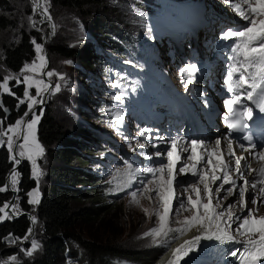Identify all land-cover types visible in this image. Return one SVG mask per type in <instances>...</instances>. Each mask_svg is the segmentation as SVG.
Here are the masks:
<instances>
[{"label": "snow or ice", "instance_id": "1", "mask_svg": "<svg viewBox=\"0 0 264 264\" xmlns=\"http://www.w3.org/2000/svg\"><path fill=\"white\" fill-rule=\"evenodd\" d=\"M33 13L42 9L40 13L44 18L51 21L52 17L49 14L48 0H44V3H40V0H32ZM225 3H230L233 11L237 16L244 21L240 27L231 28L224 31L220 37L222 41L230 42L228 47L231 55L228 57L231 63L228 65V71L224 80V85L228 93H231V97L224 100V107L227 109V113L224 116V123L228 129L229 135L233 131H241L248 127L247 120H251L253 117V110L247 107L243 103V99L254 101L261 112H264V0H225ZM246 6V7H245ZM137 15H143L142 13H136ZM259 18V19H258ZM32 27H35V21L31 20ZM55 29V25H52ZM35 45L37 52V59L40 61L37 64L35 61L31 64H25L22 73L37 72L43 69L45 64V57L40 55L42 46L32 41ZM71 63V61H66ZM198 69L195 64H188L180 70V75L183 78L187 77V83L184 84L187 90L189 83L196 82V73ZM55 73L52 71L47 72V76L52 77ZM63 79V76H60ZM13 79L11 76H5L3 82L0 83V89L9 95H15L9 88V80ZM18 83H24L27 87L24 90L23 98L18 99L17 107L24 105L27 102L28 111L24 113V117H27L32 112L34 106L38 101L36 96H40L43 91L49 89V85L45 84L43 80L33 79L32 76L24 75L23 80L17 79ZM35 86L36 96H32L29 89ZM115 86V85H114ZM55 91H60V85L55 86ZM258 97V98H257ZM243 98V99H242ZM113 99L120 100L121 97L116 96ZM239 106V108L237 107ZM0 108H3V103L0 101ZM242 109V110H241ZM7 112V109H4ZM40 116L33 113L31 120H25L23 117L16 120L14 125H9L7 129L2 127L3 121L0 120V147L6 144L7 150L11 155V159L19 164L21 161L17 158H26L31 162L32 177L37 181V188L28 193L30 197L29 204H39V180L43 175L40 166L37 163V157H42L44 154L43 147L35 139V128L39 122ZM122 115L117 116V120L121 121ZM12 133V135H9ZM140 137H144L148 140L150 130L145 128L138 132ZM14 136L17 139L23 140V143L19 144L20 151L15 152L14 149ZM7 137L5 141L3 138ZM161 139L160 137H156ZM242 140L249 142V147L253 150L250 155L257 160H264V147H261L260 151H255L258 146L252 143V137L250 135H244ZM161 143L170 144V148L165 151L159 150V145L151 144L152 148H156L157 151L148 153L141 151L139 154L144 156L148 161L154 159L159 160V164L153 166H134L129 161H124V169L116 170L114 180L117 181V190L124 191L125 189L132 188L134 184L137 185L136 189L131 191L132 202L139 205L140 201L137 199L138 194L143 195L149 200L155 196L158 201V207L149 213L148 209H143L146 215H154L157 219V226L152 227L149 231L144 233V237H151L154 244L160 247H170L171 242L174 239H178L180 236L186 235L192 229H197L199 235L194 236L191 240L184 241L179 247L172 250L171 258L167 261V264H180L185 257H188L190 253L197 250L202 240L218 241L220 245H226L230 243H239L237 235L241 237H248L243 241L242 250L235 249L230 252L232 257H238L240 264H259L261 260H264V216L259 218L252 214V209L247 207L248 202L251 204H257V197L254 194L249 193L248 185L249 180L244 178V174L241 172V162L246 158L244 156H237L232 147V140L228 141V153L227 155L234 159V168L232 165L222 159L224 155L220 149L221 140L215 141V148H204V141L192 140L190 145L183 146V152H188L186 157L188 161L192 163L181 164L177 170V165L181 159L178 154L180 145V138H172L170 141H163ZM149 143H140L137 141L135 147L129 144V148L132 152H137V149H147ZM243 151H248L243 144L240 145ZM204 148V152L207 154L206 163L212 165L207 171L211 172V175H206L204 170L198 169V165L202 160H205V156L198 155L197 149ZM166 156V162L164 157ZM217 156V163L213 165L212 157ZM243 167H247L244 165ZM217 171L222 172V175H217ZM235 171L239 179L243 181L242 185H237V181L233 179L230 172ZM252 172L256 174L257 178L251 182V189L256 190L258 185H264V165L259 169H253ZM191 174L198 178L199 184L203 185V197L201 195V189L195 183L187 184L184 187V192L195 193V199L189 194L185 199L182 198L183 194L176 191L181 185L185 184V181L177 179L181 174ZM123 178L122 180L120 178ZM217 181H222L215 189L211 188L210 183L215 184ZM19 183V173L15 170L11 174L10 185L0 187V193L8 190L9 186L12 190L18 191L17 185ZM153 185V187H149ZM225 185H229L227 189ZM225 191V195L221 198L219 194L221 191ZM260 197L264 198V186L259 187ZM238 195V200L230 202L227 205L221 203V199L228 200L229 197ZM216 199L215 205L213 199ZM204 199L207 203H204ZM176 203L175 210L173 209V203ZM239 204L241 209H247V215H237L232 209ZM219 209V210H218ZM10 210V211H6ZM191 212L190 216H185L183 220L174 221L175 224L180 225L178 227H172L173 221L170 220L171 215H179L181 212ZM0 221L5 219H14L16 215H19V208L15 203L6 202L0 207ZM31 223H36V217L32 216ZM233 224L237 227L233 229ZM258 225L259 228L254 226ZM33 229H28V234L23 237V240H28L31 236ZM258 232L259 239H252V236ZM235 233V234H234ZM9 243L15 244L20 241V237H13L9 234L4 238ZM40 247V244L35 239L31 240V248L24 251L27 256H32L33 253ZM16 256L9 257L10 261H16Z\"/></svg>", "mask_w": 264, "mask_h": 264}, {"label": "rangeland", "instance_id": "2", "mask_svg": "<svg viewBox=\"0 0 264 264\" xmlns=\"http://www.w3.org/2000/svg\"><path fill=\"white\" fill-rule=\"evenodd\" d=\"M8 1H9V6L3 12V14H5L6 17L9 19L10 24L6 27V29L0 30V43H5V44L16 43L20 39L21 33H31L32 31L34 35L30 36V41H31V47L33 49V56L29 60L24 62L22 67L17 72H12V71L7 70L1 64V56H0V73L2 75L1 83L3 82V78L5 76L13 77V79L9 80L8 86L11 91L13 88L22 86L21 96L19 98H23V93L27 85L22 82L18 83L17 79L22 81L24 75L32 76L33 79H36V80H43L45 84L49 85L48 92L44 98H43L44 91L40 94V96H36L35 86L29 89V92L32 96H36V99L38 101L42 100L43 102L39 103L40 105L36 109H33L32 112H30V116H28L26 121L32 119L33 113L35 115L40 116L43 110V105H45L49 109L50 115L59 124L62 125L64 132L67 133L69 137H73L74 139L82 140V137H79V135L77 134L78 133L77 130H80L81 128L85 127V123L94 124L96 126H99V125L105 126L104 122H98L97 118L94 116L98 112L96 111V107L93 106L90 99L99 98V99L107 100L105 96L106 91H112L114 95H116L115 87L112 81L107 82L105 80H100L98 74H96L95 68L93 67L94 65L91 68L88 67V70L92 69L91 71L92 74L90 75L87 74L88 75L87 77L82 75V72L86 71L85 65L81 64L78 59L79 56H82L85 54L84 48H83V45H85L84 44L85 42H82V41L85 40L84 37L89 36L88 30L91 33L96 31V28H95L96 24L93 22V19L95 18L96 15L106 19V21L108 20L110 21V19L115 18L117 23H119L118 25H123L125 27L124 29L136 32L137 30L136 26H139L140 20L134 13V7L132 4L133 3L143 4L144 2H148V1L103 0L102 4L99 6L88 7L81 11H76V10H72L66 7L53 4L51 3L50 0H48V4L50 5L49 14L51 15L52 19L50 22H46V21L40 22V23L36 22L35 27H32L31 21L29 20V17H31L32 21H35L38 19V14L33 13V6H32L31 0H8ZM42 1L44 3V0ZM184 1L189 2L190 0H184ZM175 23L176 21L167 23L166 25H164L162 29H166L170 34H172L173 33L172 26L175 25ZM53 24L55 25V29H53L52 27ZM181 25L182 24H180V27ZM126 26H129V27L126 28ZM84 28L88 30H85ZM111 34H112V40L110 39ZM150 35H152V33L151 32L147 33L146 31H142L141 33H138V36H140L143 40L148 41V42L152 41V36ZM99 36L102 38V39L101 38L99 39V42L101 43L103 42V40L105 41L108 40L111 44H123L124 43L123 38L115 31H110L107 38L104 34H99ZM33 40H35L36 43L42 46V51L40 55L45 57L46 66L37 72L22 73L21 70L23 69L25 64H31L34 61L37 64L40 63V61L37 59L38 54L36 52L35 45L32 43ZM42 40H45V42L43 43ZM60 42L67 47L70 46V48L76 49V53H75L76 57L73 56V57L68 58V57L59 56L57 54L49 53V51L47 50V45H51V44L55 45L56 43H60ZM136 49H139L138 45H133L128 48V52L130 53ZM94 50H95V47H94ZM125 57H126V48H125ZM66 61H71V63H66ZM116 61L122 62L119 58H116ZM49 71H52L55 74L52 77H49L47 76V72ZM42 73H44L46 80L42 78ZM60 76H63V79H61ZM96 79H98V82H97L98 87L95 90L91 89L92 90L91 91L89 89L90 86L88 84L92 85L93 82L95 83ZM57 84L60 85V91L58 92L55 91V86ZM83 85H84V89H82ZM1 91L3 92L2 89ZM11 96H14V95H11ZM17 104H18V99L16 100V105ZM24 105L27 107V102ZM26 111H28V108H26ZM86 111L88 112L89 115L86 114ZM123 113H126V109L123 110ZM21 117L24 118V114ZM15 122L10 125H14ZM8 126L9 125L3 128L7 129ZM101 128L106 130V132L109 135H111L110 125H106L105 127H101ZM9 135H12V133H9ZM121 136H122L121 133H118L117 138L120 141H121ZM3 139L6 141L7 137H4ZM35 139L38 142L36 138V128H35ZM14 140L15 141L17 140L15 136H14ZM96 141H100L98 142V145L102 147L105 159H107L106 164L108 166V171L105 172L106 179H103L100 176L104 174V172H100V170L96 168L94 159H93L92 164H88L86 167H83V163L78 162L79 155L76 153L71 155L69 167L77 169L85 174H88L87 171H91L92 172L91 174L93 173L96 174V177H94L95 179H97L95 183H91L90 185L83 184L82 186H80V189L87 188V187L90 188L91 185L99 186L103 182L105 183L111 182L110 185L108 186L109 192L119 194L120 191L117 190V181L114 180V176L116 175L117 169H120L121 171H123V164H122L123 162L121 161V159L123 157L122 151L126 150V146H124V143L123 144L120 143L119 144L120 146L118 148L116 146H113L107 141H103V140H96ZM21 143H23L22 138L17 141V144L15 146L16 153L20 151L18 145ZM4 146L6 147V144ZM108 149L111 150V155L113 157H116V159L107 158L106 154L109 155V153H107ZM87 151H88L87 149H82V147L80 146L78 153L80 154L81 157H83L82 154H84L89 159L90 157L93 156V154L92 152H87ZM94 151L97 155L100 156L98 151L96 150ZM22 159H23V162H26L29 166L31 178L34 182V187L30 189L26 194H22L19 192V186L17 185L18 191H16V199L13 203H15L18 206L19 211H20L21 210L20 204L22 201H24V203L30 207L29 213L31 214V217H32L35 214V208L37 204L28 203L30 199V197L28 196V193L37 188V181L32 177L31 162L28 161L26 158H22ZM37 163L40 166V169L43 173V175L40 177V180H39V198H40L43 189L49 183L47 170L52 166L64 167L65 163L61 159L54 160L50 158L48 154L46 153L45 149H44L43 156L37 157ZM114 164L115 166L111 167V165H114ZM7 178H6V183H7ZM120 179L122 180L123 178L121 177ZM186 186L187 184H185L184 186H180L179 189L184 190V187ZM202 188L203 187H201L200 189L202 190ZM190 190L191 189H189V191ZM221 193L219 195L220 197L226 194L224 190H222ZM257 193L259 194V192ZM236 197H238V195L232 196L231 199H234ZM182 198L186 200L187 196H184ZM137 199L140 201L139 205L132 202L131 195H129L126 198L114 201L116 203L115 205H118L121 209L119 214L118 215L111 214V217L109 218L104 217L102 218L101 221L97 222L98 224L95 222L93 224H83L77 221L75 225L78 226V229L82 231L83 235H92V236L100 235L103 230L110 231L111 229L115 227L117 229L120 228V233L118 234V236L116 238L111 237V240H113V242L118 241L117 244L120 245L123 250H126V249H129L132 251L142 250V249L149 250L150 247H152L157 252V255L155 257V260H156L160 257V255H162L164 251H166V249L164 247H160L154 244L151 237H144L145 232L149 231V229H151L152 227L157 226V219L154 215H146L143 209H148L149 213H152L158 207V204L156 202L157 198L153 196L152 200H149L145 196L138 194ZM237 200L238 199H236V201ZM204 202L207 203V200H204ZM230 202H235V201H228V203ZM215 203H216V199L214 198L213 204L215 205ZM221 203L224 204L222 199H221ZM260 203L258 201H257V204H253V205L248 203L247 207L249 208L250 206H253V207L258 208L260 206ZM88 204L89 202L84 199L74 198L72 199L71 206H72V210L77 212L80 209L86 207ZM176 206L177 205L174 201L173 203L174 210ZM238 210H239V207L236 204V206L232 209V211L237 212ZM0 215H3V213H0ZM190 215H191V212H183V211L179 215L170 214V220L173 221L171 226L172 227L180 226V225L175 224L174 221L183 220L185 216H190ZM118 218H119V225H116ZM5 220H9V219H5ZM31 228L33 229V231L28 240L22 239L20 241H17V243L15 244L6 242V246H13V247L15 246V249H11V250H14L13 253H10L5 257H2L0 255V264H6L9 262L15 263L23 259L25 260L32 259L40 251L38 248L33 253L32 256H27L24 251H21V249L27 250L31 248L32 239H35L40 244L41 236L39 235L40 231H39L37 223L32 224ZM26 234H28V232ZM24 241H26V243L23 245L22 242ZM67 247L70 251L76 249L74 244H71V245L68 244ZM11 256H16L17 257L16 261H10L9 257ZM61 257L64 260V264H81V263L85 264V261L83 262L80 261L81 262L80 263L75 257L73 256L71 257L67 255L66 253L62 255ZM136 262L137 261L135 260H130L126 258L111 257L110 261L104 264H137Z\"/></svg>", "mask_w": 264, "mask_h": 264}, {"label": "trees", "instance_id": "3", "mask_svg": "<svg viewBox=\"0 0 264 264\" xmlns=\"http://www.w3.org/2000/svg\"><path fill=\"white\" fill-rule=\"evenodd\" d=\"M50 1L53 4L76 11H81L88 7L99 6L103 2V0ZM8 6V0H0V30L6 29L10 24L9 19L3 14ZM93 22L96 24L95 32L91 33L88 29H84L88 30L89 34L96 36L95 38L97 40L101 38L99 34H104L107 38L111 30H116L114 26L119 24L115 18L106 21V19L98 15L95 16ZM31 35H34L32 31L31 33H21L20 39L16 43H0L1 64L7 70L17 72L22 67L23 63L33 56V49L30 41ZM84 44L83 48L85 54L82 56L78 55L79 62L84 64L86 69H88V67L91 68L93 65V67L96 68L94 60L97 59L98 71L104 74L105 67L102 62H100L101 55H94L90 42H85ZM102 45L104 46L105 43L103 42ZM47 50L51 54H57L63 57H76V49L70 48V46L67 47L61 42L55 45H47ZM101 60H103V58H101ZM116 71L120 74V67H118ZM82 75L84 76L83 73ZM1 81L2 75L0 73V83ZM21 90L22 86L13 88L12 91L15 95L11 96L2 92L0 89V101L3 103V108L8 110V114H5L3 108H0V120H3L2 127L14 123L16 119L20 118L26 112L27 107L25 105H20L19 107L16 105L17 97L21 96ZM77 134L82 136L81 132ZM36 138L50 158L54 160L61 159L64 161L65 166H52L47 170L49 183L43 189L39 198L40 203L37 204L35 208L34 216L36 217V223L40 231L39 235L41 236L40 251L32 259H23L19 262H9L6 264H64V260L61 256L65 253L71 257H75L79 262L85 261V264H104L109 262L111 257L126 258L143 264H153L157 260H155L157 252L152 247H150L149 250H123L122 247L117 244L118 241L113 242V240H111V237L116 238L118 236L120 228L117 229L115 227L110 231L103 230L100 235L92 236L83 235L82 231L75 225L77 221L83 224L97 223L104 217H111V214L118 215L121 209L118 205H115L116 203L114 201H117V199H113L107 195L105 189L107 186L106 183L99 186L91 185L90 188L80 189V186L83 184L90 185L91 183H95L97 179L94 177L96 176L94 174H85L77 169L69 167L71 155L75 153L79 155H76L79 157L78 162H88V160L81 157L77 151L81 141L80 139L77 140L73 137H69L67 133L64 132L62 125L50 115L49 109L45 105H43L39 122L36 125ZM12 164L13 161L9 156L7 147H0V187L4 185L5 175ZM17 172L19 173V192L26 194L34 187L28 164L23 162L17 169ZM9 196L10 194L8 192L0 193V206L9 199ZM74 198L84 199L88 201L89 204L75 212L72 210L71 206L72 199ZM20 209L30 212V207L25 204L24 201L21 202ZM116 225H119V218ZM28 229L29 222L26 216H22L15 220L0 221V250L6 246V243L3 241L5 237L11 234L13 237H20L22 240L28 232ZM68 244H74L76 249L70 251L67 247ZM13 251L14 250L11 249L4 250L0 255L5 257L13 253Z\"/></svg>", "mask_w": 264, "mask_h": 264}, {"label": "bare ground", "instance_id": "4", "mask_svg": "<svg viewBox=\"0 0 264 264\" xmlns=\"http://www.w3.org/2000/svg\"><path fill=\"white\" fill-rule=\"evenodd\" d=\"M32 1V0H31ZM43 4V3H42ZM32 6H33V3H32ZM37 14H38V19L37 20H35V23L36 22H38V23H40V22H44V21H46V22H49V20L48 19H46V18H44L43 16H41V14H40V12L39 11H37L36 12ZM39 16H40V18H39ZM99 37V36H98ZM42 42L44 43L45 42V40H42ZM106 160V159H105ZM12 174V173H11ZM10 176V177H9ZM8 177L9 178H7V185H10V182H11V175H9ZM225 186H227V185H225ZM9 188H11L10 186H9ZM252 192V191H251ZM259 192V191H258ZM15 199H16V195H15ZM15 199H14V201H15ZM13 201V202H14ZM258 202L260 203V202H262V199L260 198L259 200H258ZM200 233H199V231L197 230V229H192L191 231H189L186 235H183V236H180L178 239H176L175 241H173L171 244H170V247H167V249H166V251H164L163 253H162V255H160V257L153 263V264H167V261L171 258V254H172V250L173 249H175V248H177V247H179V245H181V244H183L184 243V241H186V240H191L194 236H196V235H199ZM256 239H259V236H258V238H256ZM213 241H207V240H202L201 242H200V244H202V246L201 247H206V246H208L209 244H211ZM205 243H207L208 245H206ZM200 259H198V258H193V257H190V258H188V259H184V260H182L181 262H180V264H200Z\"/></svg>", "mask_w": 264, "mask_h": 264}, {"label": "water", "instance_id": "5", "mask_svg": "<svg viewBox=\"0 0 264 264\" xmlns=\"http://www.w3.org/2000/svg\"><path fill=\"white\" fill-rule=\"evenodd\" d=\"M40 3H43V1L42 0H40ZM40 13L42 12V9H40V10H38ZM42 16V15H41ZM50 22V21H49ZM42 78L44 79V80H46V77L44 76V73H42ZM47 92H48V90L47 91H44V95H43V98L45 97V95L47 94ZM40 104L39 103H37L35 106H34V108L33 109H36L38 106H39ZM4 109H6V108H4ZM4 109H3V111H4ZM4 113L5 114H7L8 113V111L7 112H5L4 111ZM28 116H30V113H29V115ZM28 116L27 117H24V119L26 120L27 118H28ZM19 139H17L16 141H15V144H14V149H15V146H16V144H17V141H18ZM11 155L12 154H10L9 156H10V158H11ZM17 158L18 159H20V163L19 164H16L15 162H13V164L11 165V167H10V169L8 170V172L6 173V175H5V178H4V185H6L7 183H6V178L15 170L16 172H17V169L19 168V166L22 164V162H23V159L22 158H20L19 156H17ZM6 183V184H5ZM5 192H8L9 194H10V196H9V199L6 201V202H10V203H13V201H14V199H15V195H16V191H14V190H12L11 188H8V190H6ZM5 202V203H6ZM4 205V204H3ZM2 205V206H3ZM2 206H0V207H2ZM6 211H10V210H6ZM19 215H16L15 216V218L14 219H9V220H15V219H18V218H20V217H22V216H26V218H27V220L29 221V228H31V226H32V224H31V214L29 213V212H26V211H23V210H20L19 211ZM8 237V236H7ZM3 241L6 243H8V241H6L5 239H3ZM26 243V241H24V242H22V244L24 245ZM20 244V243H19ZM8 249H15V246L13 247V246H5L2 250H0V253L2 252V251H4V250H8Z\"/></svg>", "mask_w": 264, "mask_h": 264}, {"label": "flooded vegetation", "instance_id": "6", "mask_svg": "<svg viewBox=\"0 0 264 264\" xmlns=\"http://www.w3.org/2000/svg\"><path fill=\"white\" fill-rule=\"evenodd\" d=\"M4 109V108H3ZM4 112V111H3ZM8 114V113H7Z\"/></svg>", "mask_w": 264, "mask_h": 264}]
</instances>
